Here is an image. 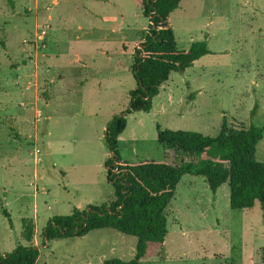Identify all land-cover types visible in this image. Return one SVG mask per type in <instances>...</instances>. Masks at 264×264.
I'll use <instances>...</instances> for the list:
<instances>
[{
  "label": "rangeland",
  "instance_id": "1",
  "mask_svg": "<svg viewBox=\"0 0 264 264\" xmlns=\"http://www.w3.org/2000/svg\"><path fill=\"white\" fill-rule=\"evenodd\" d=\"M170 22L180 49L206 41L210 54L171 73L150 112L125 115L135 81L123 45L141 42L148 26L133 0H0L1 254L37 246L35 264L133 259L136 238L111 229L42 236L54 216L115 200L104 136L116 116L126 118L117 146L129 162L179 163L157 127L215 137L224 116L264 125V0H182ZM166 214L163 245L140 264H264V213L258 203L231 210L227 184L212 194L202 177L185 175ZM22 219L34 223L30 243Z\"/></svg>",
  "mask_w": 264,
  "mask_h": 264
},
{
  "label": "trees",
  "instance_id": "2",
  "mask_svg": "<svg viewBox=\"0 0 264 264\" xmlns=\"http://www.w3.org/2000/svg\"><path fill=\"white\" fill-rule=\"evenodd\" d=\"M181 1L133 0L148 26L141 42L131 48L123 45L124 52L131 50L133 55L131 72L135 81L125 115L150 112L153 97L171 73L183 72L210 54L206 41L193 42L186 49L177 46L170 14ZM125 126V116H116L107 124L104 136L110 153L104 162L106 179L113 187L115 200L50 218L42 231L46 242L111 229L136 238L135 254L130 261L114 259L107 264H140L150 246L163 245L168 232L166 211L185 175L202 177L212 194L227 184L231 210H250L258 203L264 213V162L256 161V146L263 138L264 125L245 126L224 116L215 137L157 127L158 144L180 155L178 164L166 159L123 160L117 139ZM2 214L11 222L6 210ZM33 236V221L22 219V240L30 243ZM38 256L37 246H18L9 253H0V264H35Z\"/></svg>",
  "mask_w": 264,
  "mask_h": 264
},
{
  "label": "crops",
  "instance_id": "3",
  "mask_svg": "<svg viewBox=\"0 0 264 264\" xmlns=\"http://www.w3.org/2000/svg\"><path fill=\"white\" fill-rule=\"evenodd\" d=\"M195 63V62H194Z\"/></svg>",
  "mask_w": 264,
  "mask_h": 264
}]
</instances>
